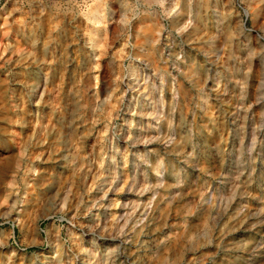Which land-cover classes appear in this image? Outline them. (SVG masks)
Segmentation results:
<instances>
[{
    "label": "rangeland",
    "instance_id": "1",
    "mask_svg": "<svg viewBox=\"0 0 264 264\" xmlns=\"http://www.w3.org/2000/svg\"><path fill=\"white\" fill-rule=\"evenodd\" d=\"M263 17L0 0V264H264Z\"/></svg>",
    "mask_w": 264,
    "mask_h": 264
},
{
    "label": "bare ground",
    "instance_id": "2",
    "mask_svg": "<svg viewBox=\"0 0 264 264\" xmlns=\"http://www.w3.org/2000/svg\"><path fill=\"white\" fill-rule=\"evenodd\" d=\"M255 11H257V9L255 8ZM89 14H90V17L92 18V21H93V23L95 24V26L93 27V35H94V31H96L98 28L96 27V25L98 26V25H102V23H104L105 22V20H106V14H105V12H104V10H103V8H102V6L99 4V3H96V5L95 6H93L90 10H89ZM261 30H263L264 31V17H263V21L261 22V23H257L256 24ZM99 31V30H98ZM104 35L102 36V38L99 40V41H97V43H96V47L98 48V49H101L104 45H105V39H106V36H107V29L106 28H104ZM102 31V32H103ZM240 31H241V33L242 34H245V31H244V25L242 24V23H240ZM109 32V31H108ZM97 35H98V33H96ZM102 35V34H101ZM153 41V40H152ZM260 43V47L262 48V50H263V52H264V44H262L261 42H259ZM98 52L99 51H97V54H98ZM96 54V55H97ZM99 56V55H98ZM262 56H263V58H261L262 59V62H263V64H264V53L262 54ZM97 64V63H96ZM95 64V65H96ZM264 67V66H263ZM264 69V68H263ZM264 71V70H263ZM263 75V74H262ZM262 78H264V77H262ZM261 81H263V80H261ZM131 121V120H130ZM133 121V120H132ZM169 135V134H168ZM135 144V143H134ZM125 150V149H124ZM149 152L150 151H148V155H147V160H149V156L150 155H152V154H150L149 155ZM127 156V154H124V157H126ZM152 157V156H151ZM127 159V158H126ZM151 166H152V169L154 170V175H153V177H154V179H155V181L156 182H158V181H161V178H160V175H162V170H163V168H164V161L162 160V158L161 157H159V156H157L156 158H155V162L154 163H151ZM163 178V177H162ZM117 200H115V202H116ZM91 238V237H90ZM91 243V242H90Z\"/></svg>",
    "mask_w": 264,
    "mask_h": 264
},
{
    "label": "built area",
    "instance_id": "3",
    "mask_svg": "<svg viewBox=\"0 0 264 264\" xmlns=\"http://www.w3.org/2000/svg\"><path fill=\"white\" fill-rule=\"evenodd\" d=\"M43 231V230H42Z\"/></svg>",
    "mask_w": 264,
    "mask_h": 264
}]
</instances>
